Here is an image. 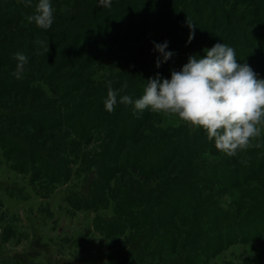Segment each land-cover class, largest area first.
Masks as SVG:
<instances>
[{
  "label": "trees",
  "instance_id": "obj_1",
  "mask_svg": "<svg viewBox=\"0 0 264 264\" xmlns=\"http://www.w3.org/2000/svg\"><path fill=\"white\" fill-rule=\"evenodd\" d=\"M54 1L62 5H52L58 15L44 30L26 19L39 0H32L31 7L25 0H0V155L11 172L23 176L41 200H49L59 187L75 180L78 191L65 197L72 210L97 215L112 206L113 216L99 214L92 223L112 250L107 264H211L231 247L250 244L264 260V134L234 155L210 159L206 147H215V142L202 128L182 123L178 128L156 129V112L150 109L137 111L134 105L117 103L108 112L99 102L107 97L108 81L118 92L127 84L119 95L135 100L150 78L159 74L168 79L163 69L171 66L170 59L157 67L163 56L153 42L172 40L169 52L174 53V64L177 61L175 71L182 70L180 60L185 65L192 55L204 58L196 35L206 36V31L195 33L192 27L199 10H208L204 24L220 20L216 18L221 13L228 32L239 31L237 59L239 53L246 55V49L257 47L261 53L253 57L264 64V33L245 30L257 24L264 32V21L244 19L242 4L235 0H229L232 8L228 0H162L167 8L161 10V18L178 28L172 38L173 25L148 38L150 29L145 27L156 18L155 4L160 0H112L110 7L102 8L92 0H64V4L50 0L51 4ZM241 2L249 10L256 1ZM147 7L150 13L138 19V10ZM261 14L264 18V8ZM122 42L136 43L143 61L128 64L129 74L110 73L98 80L94 72L98 60L110 45ZM43 44L49 45L48 52ZM17 52L28 57L22 79L12 74ZM256 63V68L252 63L250 67L264 79V65ZM139 76L144 77L135 80ZM118 110L125 117L115 127L112 118ZM96 137L99 143L86 150ZM111 139L113 145L108 147ZM78 150L83 151L81 162ZM74 162L81 163L75 173L70 169ZM123 179H140V184L128 187ZM153 183L160 187L153 189ZM237 190L240 198L225 207L222 195ZM5 193L16 202L29 201L33 195ZM126 230L131 235L120 250H114L111 243Z\"/></svg>",
  "mask_w": 264,
  "mask_h": 264
},
{
  "label": "rangeland",
  "instance_id": "obj_2",
  "mask_svg": "<svg viewBox=\"0 0 264 264\" xmlns=\"http://www.w3.org/2000/svg\"><path fill=\"white\" fill-rule=\"evenodd\" d=\"M65 1L69 2L70 0ZM254 1L256 2H254L252 8L248 10L247 4H244L245 1L241 2V0H235L236 3L242 4V10L245 12L243 13L244 19L249 16V19L253 23H260L264 21L263 15L261 14L262 9L264 8V0ZM55 2L56 1L52 4L53 6L55 5V7L56 5H62L61 3L56 4ZM91 2L99 5L101 8L103 7L99 4V0H92ZM229 3L231 2H226V4L232 8L233 3L230 5ZM155 5V8L158 9V14H156V18L152 19V21L146 25L145 28L150 29L146 37L151 38L155 35V33L160 31L161 28L167 27L169 30L170 27H172L170 25H173V29L169 30V34L172 38V35H174L173 33H176L178 25L174 26L175 24H172V20L169 21L168 19L161 18L163 15L161 10L164 11L167 8L166 6H162V0H160V3H157L156 1ZM113 8H115V6H113ZM207 11L208 10H199L196 14H194L196 20V23L192 25L195 29L194 32L201 34L198 31H206V36H203L205 39H203L202 36L197 37L196 35V39H199L197 42V48L204 53V56V50L211 49L217 43H224L236 50L239 45L238 42H240V36H238L239 31L230 34L228 32V25L226 26V19L221 18V13L218 18H216L220 20L211 21L209 19V21L204 24L205 21H207L206 17L209 15ZM248 12H250V14H248ZM148 13H150L148 7L146 9H139L138 19L143 18ZM56 15L58 14H55L54 18ZM167 21H169V23ZM138 25L139 24H137V26ZM254 25V27L247 28L245 30L255 33L258 32L259 34L264 33L262 32L263 29H260V26H257V24ZM241 29L242 30H240V32L243 31V28ZM215 32L217 34H213ZM171 43L172 40L171 42L168 41V47L165 51H170ZM136 49V43L125 44L122 42L117 44V46L110 45L106 51V55L101 57L94 67L95 76L98 80H100L102 78L104 79L110 73L118 72L123 74V76L125 74H129L125 72L128 64L133 65L131 62L137 63V61L141 64L143 61L142 56H139L140 54L137 55ZM246 51L248 52L246 55L239 53V59H237L238 63H246L249 66L253 64V67L255 68L257 67L256 62L261 63L260 66L264 65L261 58H257L256 60L253 57L254 54L260 55L261 53L257 47H252L250 50L246 49ZM134 55H136L137 59L135 58L136 60H131ZM108 57L113 60H108ZM180 58L181 54L177 56V59ZM249 59H251V61ZM174 61L175 58L173 56L169 60L171 66H167V68L163 69V71L168 74L166 76L169 80L171 79V71L174 70V67H176L173 65H176L177 61L175 64ZM179 63L181 66H184L182 60H180ZM131 67V69L135 70L137 65ZM144 68L145 66L142 70H144ZM131 76L133 77L134 75L131 74ZM143 77L144 76L136 77L135 80H140ZM71 78H73V76H71ZM18 99L21 100L22 98ZM105 99L106 98L103 97L99 102L104 103ZM15 101H17V99ZM122 110H118L117 113H115L114 118H112V124L115 127L122 123V119L125 117V113H123ZM153 120L156 129H168V127L178 128L182 123L187 124L186 122L180 120L178 116L163 112H156V115L153 116ZM192 127L195 128V126ZM99 132L101 133L100 130ZM261 133L264 134V130H262ZM99 141L100 139L98 137L94 138L92 146L88 147L86 150L90 151V149L95 147L93 145H97ZM112 145L113 141L111 139L110 144L107 146L109 147ZM206 152L208 158L210 159H212V157L226 158V153L218 150L212 145L211 147H206ZM75 154L76 157L80 158L81 162L83 158V151L81 152V150H78ZM158 159L160 158L158 157ZM80 162L72 163L73 165H71L70 169L74 173L80 168ZM9 167L8 162L0 155V222H2L0 223V264H107V258L111 255L112 250L107 246L108 243L105 241L103 236L94 230L92 223L96 216H113L114 211L112 206L108 209H102L97 215L94 211L84 212L72 210L67 201H65V197L71 192L78 191V188L74 187V184H76L74 179V182L72 181L70 185L59 187L49 200H41L34 196L33 189L26 179L21 175L11 172ZM153 177H155V175H153ZM150 179L152 178L150 177ZM262 179H264V177H262ZM123 181H125L126 186L128 187H137L140 184L138 183L140 179L130 181L128 179H123ZM258 183L253 184L258 187ZM152 185L153 189H155V187H160V184L156 185V183H153ZM26 188L28 192H26ZM4 190L14 196L20 193V195L24 196L23 198L28 197L29 194L33 195L29 201L22 202L19 200V202H16L15 199L10 200ZM125 195L128 198L126 193ZM240 196L241 195L238 190L233 193L227 192L222 195L221 200L223 205L226 207L234 200H238ZM129 235H131L130 230L119 233L116 236V242L111 243L114 245L113 249L117 250L121 248V243L128 239ZM256 250L257 249L254 247V244L236 245L218 255V257H216L211 264H264L263 258L257 256Z\"/></svg>",
  "mask_w": 264,
  "mask_h": 264
},
{
  "label": "clouds",
  "instance_id": "obj_3",
  "mask_svg": "<svg viewBox=\"0 0 264 264\" xmlns=\"http://www.w3.org/2000/svg\"><path fill=\"white\" fill-rule=\"evenodd\" d=\"M112 0H99L103 7H110ZM31 7L32 0H25ZM54 8L50 0H39L32 15L26 17L40 29H49L54 22ZM194 32L189 36V42ZM38 43H42L38 41ZM154 50L161 53L157 67L167 62L174 53L166 52L168 42L155 43ZM45 51L49 45L43 44ZM204 58L192 55L180 71H171V79H162L159 74L150 78L143 95L133 100L129 95H119L127 88L124 84L113 90L112 81L106 83L105 110L114 111L117 103L134 105L137 111L150 109L179 117L180 120L202 128L215 147L234 155L238 149L246 148L250 140L264 130V79H259L249 65L237 62L233 47L217 43L205 49ZM18 61L12 73L22 79L28 57L17 52ZM119 96V99H118Z\"/></svg>",
  "mask_w": 264,
  "mask_h": 264
}]
</instances>
